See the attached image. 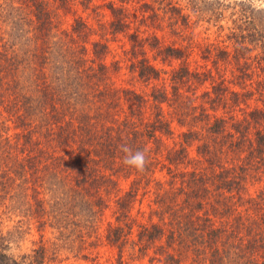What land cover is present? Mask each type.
Listing matches in <instances>:
<instances>
[{
    "label": "trees",
    "instance_id": "16d2710c",
    "mask_svg": "<svg viewBox=\"0 0 264 264\" xmlns=\"http://www.w3.org/2000/svg\"><path fill=\"white\" fill-rule=\"evenodd\" d=\"M131 1L0 0V200L23 207L25 230L35 227L41 241L47 229L65 243L91 236L88 247L106 241L117 264L124 247L149 264H264V187L248 193L264 177V74L256 80L264 49L251 57L252 35L231 32V47L199 49L211 67H192L197 43L184 8ZM187 2L193 12L209 3ZM78 7L97 20L86 22ZM116 35L127 36L124 68L151 85L147 96L115 83ZM125 145L146 153L144 172L123 162ZM9 236L0 231V264H55L44 242L10 256Z\"/></svg>",
    "mask_w": 264,
    "mask_h": 264
},
{
    "label": "rangeland",
    "instance_id": "374dc122",
    "mask_svg": "<svg viewBox=\"0 0 264 264\" xmlns=\"http://www.w3.org/2000/svg\"><path fill=\"white\" fill-rule=\"evenodd\" d=\"M112 2L115 6L121 5L120 3H125V0H105V2ZM133 1V2H132ZM130 3L133 7L138 8L142 2V0H132ZM137 4V2H139ZM154 0H145L148 5L154 6L155 9H158V1L153 3ZM188 1V0H187ZM186 0H173L174 3L179 4L184 8L185 13L190 15L191 22L194 23V43H197L193 52L190 53L189 62L192 67L194 64L196 65H208L211 67L210 61H205L201 59V54L199 49H202V45L205 44H214V45H228L227 37L230 36L231 32L236 34L237 36H251L247 38L248 40L253 41L252 44H248L251 48H253V52L251 57L255 55L262 56V52L264 49V45L261 41L264 42L263 39L256 41V39H260L257 37V31H264L262 28V17L257 13L259 9L264 8V2L259 0H205L208 1V4H204L202 10L200 12H193L191 5ZM215 1L219 2L220 5L214 3ZM85 5L89 4L90 6L95 4H102V0H92L90 3L85 0ZM129 3V1H128ZM153 3V4H152ZM214 4V5H213ZM143 5V4H142ZM87 7V6H86ZM132 10V7H130ZM149 11L146 8L140 9V11ZM247 11L250 18H245L243 16L244 12ZM133 17V11L130 12ZM78 16L85 18L88 23L93 24L95 20H97L92 12L89 10H85L83 7H78V12L76 13ZM151 15L149 11L148 14ZM136 16V15H135ZM67 21L71 24L73 23L70 16L67 18ZM136 23V21H135ZM152 19L148 20L149 26L147 29L143 28L145 33H142V37H147V33L150 32ZM69 24V25H70ZM137 26L139 24L137 23ZM69 28V26H67ZM162 33L165 36V43L169 45L171 41L174 39L168 34L167 30H164ZM264 37V32L262 34ZM113 41L111 44V56L108 61H118L122 66V72L120 75L115 77V83L120 86H126L133 88L138 93L147 96L150 94L151 85L147 83H142L137 79L133 78V75L127 71L128 60L130 55L128 52L130 51V43L127 40L126 35H116L110 37ZM93 40L98 39V35H93ZM177 47H180V43H176ZM182 45V44H181ZM262 46V49H261ZM198 47V48H197ZM149 57L152 58V53H149ZM159 59V58H158ZM207 62V63H206ZM159 68L163 70H167L168 73L172 70V67H168L167 65H162L158 62L157 64ZM257 65V64H256ZM126 67V68H124ZM256 80L259 76L263 75L256 66ZM259 70V71H258ZM264 77V76H262ZM236 90L237 87L235 86ZM198 93L202 92V89L197 91ZM252 106L254 103L251 104ZM256 106H261L259 102H256ZM190 154L194 155L193 151ZM264 187V177L260 180H256L255 183L251 184L248 187L249 194H257L260 189ZM121 188H126V183L121 184ZM148 199H144L143 209L146 210V203ZM109 211L106 212L103 217L101 223L99 224V232L101 235H104L107 223L112 220L111 213L115 209L114 204H110ZM25 210L23 207H19L17 209H13L10 202L3 203L0 200V231L3 235L12 234L10 237V245L8 253L10 256L14 258H19L23 254L30 252L32 249L36 248L42 242L46 244V248L48 250V256L53 257L56 256L55 264H117V250L109 247L107 242L98 244L96 247L92 245L91 248L88 247L89 244L94 242V239L90 237H77V235L73 234L71 242L65 243L61 240H56L55 236L51 233L50 229H47L44 235L43 241L40 240L38 232L35 230V227L31 226L29 231L25 230ZM23 220V223L19 222ZM15 231H20L22 234H14ZM12 232V233H9ZM80 238V239H79ZM83 238V241H81ZM74 242V244H73ZM71 245V249L67 250L66 246ZM77 246L80 247L77 249ZM124 264H149L146 259L139 260H131L129 256V247H124Z\"/></svg>",
    "mask_w": 264,
    "mask_h": 264
},
{
    "label": "clouds",
    "instance_id": "9594fccd",
    "mask_svg": "<svg viewBox=\"0 0 264 264\" xmlns=\"http://www.w3.org/2000/svg\"><path fill=\"white\" fill-rule=\"evenodd\" d=\"M121 150L127 155L124 157V163L135 168L138 172H144L146 169L147 158L144 151L131 152V149L126 145L122 146Z\"/></svg>",
    "mask_w": 264,
    "mask_h": 264
}]
</instances>
